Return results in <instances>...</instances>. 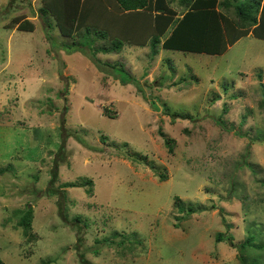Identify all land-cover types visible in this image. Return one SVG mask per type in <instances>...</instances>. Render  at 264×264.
Returning a JSON list of instances; mask_svg holds the SVG:
<instances>
[{"label":"rangeland","instance_id":"374dc122","mask_svg":"<svg viewBox=\"0 0 264 264\" xmlns=\"http://www.w3.org/2000/svg\"><path fill=\"white\" fill-rule=\"evenodd\" d=\"M40 5L0 0L2 262L264 264V41L92 56Z\"/></svg>","mask_w":264,"mask_h":264},{"label":"trees","instance_id":"16d2710c","mask_svg":"<svg viewBox=\"0 0 264 264\" xmlns=\"http://www.w3.org/2000/svg\"><path fill=\"white\" fill-rule=\"evenodd\" d=\"M38 12L55 19L61 37L86 44L92 56L119 53L126 44L150 45L151 55L159 48L221 55L248 35L264 41V0H41ZM31 24L16 17L5 28L17 26L19 31L32 32ZM99 40L105 44L98 45ZM261 86L264 90V83ZM260 103L264 109V98ZM106 115L112 118L107 111ZM7 169L0 168V174ZM31 211L29 208L18 221L30 240L34 238L30 233ZM254 239L249 235L243 245L252 251L262 250L264 244L257 245ZM0 264H4L1 259Z\"/></svg>","mask_w":264,"mask_h":264},{"label":"crops","instance_id":"0c3cea01","mask_svg":"<svg viewBox=\"0 0 264 264\" xmlns=\"http://www.w3.org/2000/svg\"><path fill=\"white\" fill-rule=\"evenodd\" d=\"M4 28H5V26H4ZM8 31H10V30H8ZM11 32H14V30H11ZM248 36H252V35H248ZM248 36H246V37H248ZM253 37V36H252ZM237 43V42H236Z\"/></svg>","mask_w":264,"mask_h":264},{"label":"clouds","instance_id":"9594fccd","mask_svg":"<svg viewBox=\"0 0 264 264\" xmlns=\"http://www.w3.org/2000/svg\"><path fill=\"white\" fill-rule=\"evenodd\" d=\"M229 48V47H228ZM227 51V50H226Z\"/></svg>","mask_w":264,"mask_h":264}]
</instances>
